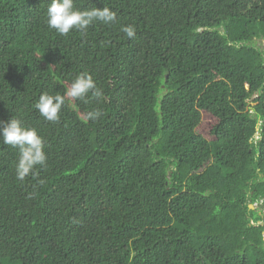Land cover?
Instances as JSON below:
<instances>
[{
	"label": "trees",
	"instance_id": "obj_1",
	"mask_svg": "<svg viewBox=\"0 0 264 264\" xmlns=\"http://www.w3.org/2000/svg\"><path fill=\"white\" fill-rule=\"evenodd\" d=\"M49 3L0 0V120L47 155L20 181L0 139V264H264V0H74L117 20L66 36Z\"/></svg>",
	"mask_w": 264,
	"mask_h": 264
},
{
	"label": "clouds",
	"instance_id": "obj_2",
	"mask_svg": "<svg viewBox=\"0 0 264 264\" xmlns=\"http://www.w3.org/2000/svg\"><path fill=\"white\" fill-rule=\"evenodd\" d=\"M116 20V12L107 6L81 10L75 6L74 0H50L47 7L48 27L62 36L68 35L73 30L86 32L89 26L96 22L113 24ZM122 31L128 38H134L136 35V29L133 25L123 26ZM89 93L92 97L103 95L91 74L81 73L71 82L65 95L42 93L35 108L46 120L57 122L60 118L61 109L65 105V96L85 100ZM85 102L87 101L85 100ZM100 115L98 110L89 113L92 119H96ZM0 139L4 144L19 150V158L16 164V178L18 180L23 181L26 177L34 175L37 166H45L47 155L44 150V140L36 128L26 126L17 118L0 120Z\"/></svg>",
	"mask_w": 264,
	"mask_h": 264
},
{
	"label": "rangeland",
	"instance_id": "obj_3",
	"mask_svg": "<svg viewBox=\"0 0 264 264\" xmlns=\"http://www.w3.org/2000/svg\"><path fill=\"white\" fill-rule=\"evenodd\" d=\"M262 43H264V40H262ZM258 203H260V204H262V202L261 201H258L255 205H254V207H256V206H259V207H262L261 205H259ZM263 208V207H262ZM264 209V208H263Z\"/></svg>",
	"mask_w": 264,
	"mask_h": 264
},
{
	"label": "water",
	"instance_id": "obj_4",
	"mask_svg": "<svg viewBox=\"0 0 264 264\" xmlns=\"http://www.w3.org/2000/svg\"><path fill=\"white\" fill-rule=\"evenodd\" d=\"M259 205H261V206L263 207V204H260V203H259ZM251 206H253V205H251Z\"/></svg>",
	"mask_w": 264,
	"mask_h": 264
}]
</instances>
